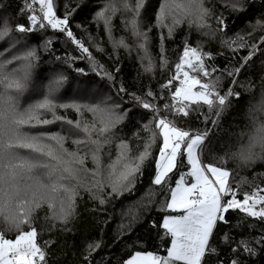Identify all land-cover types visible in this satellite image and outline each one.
<instances>
[{
  "label": "snow or ice",
  "instance_id": "6c2138e0",
  "mask_svg": "<svg viewBox=\"0 0 264 264\" xmlns=\"http://www.w3.org/2000/svg\"><path fill=\"white\" fill-rule=\"evenodd\" d=\"M219 2L228 15L207 0H162L158 6L103 0L99 8L80 0L65 5L63 14L55 0H20L15 11L10 0H0V264H52L53 233H79L67 264H264V182H255L264 171L254 172L251 182L232 178L235 170L264 165V0ZM78 9L97 30L103 25L110 51L79 23L77 35L71 18ZM236 21L242 27L233 32ZM185 23L219 50L205 51L206 41L191 43L186 33L170 62L164 31L173 39ZM58 40L78 55H56ZM89 44L106 61H120L121 50L130 60L135 54L131 89L118 79L121 64L102 63ZM41 52L49 56L48 68L40 69ZM226 53V63L217 66L216 56ZM78 60L87 70L74 65ZM142 76L149 79L141 89ZM69 96L72 103L60 102ZM69 108L75 121L58 115ZM241 108L244 127L237 138L216 143L223 117ZM54 122L67 124V133L38 130ZM125 130H134L138 140L140 131L145 134L134 156L120 138ZM69 139L72 151L65 147ZM113 139L117 156L105 165L102 150ZM125 196L110 234L101 228L96 237L93 226L80 227L78 201L87 197L99 213ZM44 207L37 227L36 212ZM45 232L49 238L41 242Z\"/></svg>",
  "mask_w": 264,
  "mask_h": 264
},
{
  "label": "trees",
  "instance_id": "16d2710c",
  "mask_svg": "<svg viewBox=\"0 0 264 264\" xmlns=\"http://www.w3.org/2000/svg\"><path fill=\"white\" fill-rule=\"evenodd\" d=\"M10 2L13 5L12 10L15 11L16 7L19 5L20 0H10ZM80 2V0H55V3L57 4V8L60 14H63L64 12V6L67 5L69 8L75 7L76 4ZM162 2V0H149V3L152 4L153 6H158V3ZM208 2V6H215L216 9L220 10V11H224L225 15H228L227 10L222 8L219 0H207ZM91 6L94 7H101L103 4V0H90ZM72 19V23H73V29L74 31L77 32V35H80V31L78 29H75V25L76 24H82L84 28H86L88 30V32L91 33V35L93 36V38L99 43L101 41L104 42V46L105 48L110 51L111 49L107 48V42L106 39L104 38V30H103V25L101 24L99 27V30H97V25L95 23H93L91 21L90 18L86 19L84 18L80 13H79V9L77 10L76 13L73 14ZM20 23H24V20L21 19ZM114 24H115V29H114V35L119 37L120 35H122L123 33L120 30V19L119 16H117L114 20ZM212 27L215 28V22H212ZM242 27L241 23L239 21H236L234 23H232V29L233 32L237 29ZM186 33H190V42L191 43H195V41L197 40H202V41H206L205 43V47L204 50L208 51L211 50L214 53L217 52L219 50L218 48V43H213L211 41H208L206 37L200 36L199 33L197 32V30L195 29V27L189 29L187 24H182L180 27H178L175 30V35L173 39H167V31H164V35H165V42H164V47L166 49V55L169 59V61H175L177 58V55L179 52L182 51V44H183V39L186 35ZM155 34V30L153 35ZM232 33H229V35H231ZM33 42L35 43H39V40L37 37H32ZM84 40L85 43L87 44V36H84ZM153 44L155 45V35H154V40H153ZM90 50L93 52V54L99 58L101 60L102 63H106V64H113V63H120L122 66V71L121 73L118 75V79L119 78H123L124 81L126 82V87L130 88L133 86V84L135 83V76H136V71L138 69V65L135 64V54H133V58L130 60L127 55L121 50V59L120 61H106L104 57H102L99 53H97L95 51L94 48L91 47V45H88ZM53 51L55 52L56 55H61L63 56V54L65 53V51H68L70 54L72 55H78V53H73L72 49L66 45L63 44L62 40H58V41H54V48ZM152 53L154 56L157 55V49L155 46L152 47ZM228 53H226L225 56H216L215 58V63L217 66H223L226 63V60L228 58ZM41 56V61H40V69H44V68H48L49 64L47 63V61L49 60V56L47 54L44 53H40ZM74 65L76 66H80L85 68V70H87V64L85 61H74ZM40 69H37V71H39ZM60 70H64L63 65H60ZM71 73V70H68ZM71 75H75V73H71ZM157 79H159V71H157ZM71 79V76H70ZM149 79V77L147 76H142L141 77V89L144 86V83ZM152 87L155 89L156 87V82L153 81L152 82ZM243 109H239V114L237 112H228L222 119L221 124L219 126V128L217 129L216 132V138H215V142L216 143H220L222 141H226L228 139H232L235 140L237 138V134H239L240 129L244 127L242 121H243ZM58 115H61L63 117H65V119H71L73 121L76 120V113L72 110V109H66V110H61L58 111ZM59 125H66L64 123L61 122H57V124H50L48 126H43L42 129H52V128H56ZM69 127V126H68ZM245 131H247V129H244ZM134 131V130H133ZM133 131H128L125 130L124 133L120 134V138L124 139L127 142L128 148L130 149V153L132 156H134L137 151L140 150V148H138V145L142 147L143 145V139L142 137L145 135L143 131H140L139 135L141 137V139H136L135 136L133 135ZM160 144V138L157 139L156 143L153 145L152 148V156H156L157 152H158V146ZM106 147L105 146L103 148V162L106 165ZM150 161H146L145 162V174H144V183L147 184L148 179H149V165ZM86 166L91 168V160H87L86 162ZM227 167L229 168H234V166L229 163L227 165ZM259 171H264V165L261 164H257L253 169L251 170H247V171H240V170H235L233 172V180L234 181H238L240 180L241 176H245L248 178V180L251 182L252 181V177H253V173L254 172H259ZM256 183H262L264 182V177H257ZM243 190H248L250 191V187L248 184H245L242 186ZM127 199V197H121L120 199H113L112 201H110L106 206L104 211L102 212H93L91 211V208L93 207L92 202L87 200V197H85L83 202L78 201V208H77V213H78V218H79V224L80 227L83 228L85 225H89V226H93V231H92V235L99 237L100 236V229L103 228L104 232L106 234H110L112 229L115 227L116 222L119 221L120 217L119 215H117L116 213L119 212L121 210V200H125ZM47 211L46 207L39 209L36 212V215L38 217L37 219V227H39V225L41 223H43L44 221L41 219L45 212ZM112 214L113 219L111 221L108 222V224L105 226L104 221L108 220L109 215ZM99 221V222H97ZM247 231V229L245 228V232ZM52 235L55 236L56 238V245L53 246L52 251L54 253H56V255L50 257L52 264H67V261L71 259V254H70V248H69V244L70 242L74 241V240H78L79 239V233H77V235L74 237L72 235H68L67 237L63 236V235H59L57 233H53ZM49 238V233L45 232L43 237H41V242L44 239H48ZM63 245V248L65 249V251H68L69 254L68 255H61L60 254V246Z\"/></svg>",
  "mask_w": 264,
  "mask_h": 264
},
{
  "label": "rangeland",
  "instance_id": "374dc122",
  "mask_svg": "<svg viewBox=\"0 0 264 264\" xmlns=\"http://www.w3.org/2000/svg\"><path fill=\"white\" fill-rule=\"evenodd\" d=\"M19 50V46H18V48L17 49H13L12 50V53H15V52H17ZM12 53H6L5 55H11ZM4 59V56H0V60H3ZM25 95H27V93L25 94ZM23 99V98H22ZM32 103H35L36 101L35 100H33V101H31ZM61 103H66V104H70V103H72L73 102V100H72V97L71 96H69V97H67V98H65V99H63V100H61L60 101ZM71 109V108H70ZM58 111H61V110H58ZM74 111V110H73ZM75 112V111H74ZM50 118V117H49ZM84 118L85 119H88V120H90L91 118H90V116H89V114L88 113H85L84 114ZM52 124H57V122H54V123H52ZM38 130H45V129H38ZM48 131H51V132H54V133H62V134H66L67 133V131H68V126H66V125H59L58 127H56V128H52V129H47ZM77 135H82V134H77ZM95 135V134H94ZM119 141H118V139H113V142L110 144V145H106L107 147H106V165L110 162V161H112V160H114L115 158H116V156H117V148H116V144L118 143ZM162 141H161V139H160V143H161ZM65 147L69 150V151H72V150H74V145L72 144V141H71V139H69V140H67V142L65 143ZM81 148L83 149L84 148V146H81ZM129 155H131V153H129ZM156 155H158V152H157V154Z\"/></svg>",
  "mask_w": 264,
  "mask_h": 264
}]
</instances>
